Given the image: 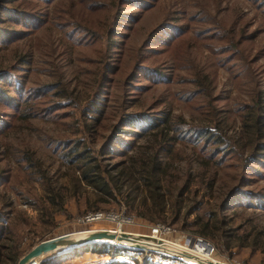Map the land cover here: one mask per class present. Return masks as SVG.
I'll use <instances>...</instances> for the list:
<instances>
[{"label": "rangeland", "instance_id": "1", "mask_svg": "<svg viewBox=\"0 0 264 264\" xmlns=\"http://www.w3.org/2000/svg\"><path fill=\"white\" fill-rule=\"evenodd\" d=\"M137 1L140 4L21 0L37 14L31 26L20 25L24 32L19 38L0 42V70L9 78L0 83L11 94L17 86L16 104L0 103V209L19 230L23 253L40 239L59 233L80 235L79 230L87 228H110L149 234L150 225L157 222L171 228L162 239L184 247L189 248L192 235L206 239L213 252L201 254L212 260L264 264V149L245 163L248 148L240 154L231 151L251 134L254 126L248 109L256 102L261 104L258 131L264 139V0ZM237 38L239 45L234 43ZM43 99L46 103H39ZM51 101L60 102L57 110H66L64 115H52L51 107L34 111L35 105L50 106ZM208 102L219 116L211 114L210 105L204 108ZM135 112L143 126L146 117L168 113L174 133L181 137L166 158L168 172L178 184L185 172L193 175V181L190 190L179 193L174 222L168 223V202L162 205L165 221L154 219V204L135 161L125 162L111 193L88 180L101 178L91 167V154L101 164L113 160L96 152L110 133L130 138L121 147L125 154L148 151L154 129L141 131L120 123L132 134L114 129L125 114ZM207 116L221 117L223 141L213 133L205 141L201 131L192 130L202 126L214 130ZM69 147L86 152L83 160L89 176L82 174ZM198 149L214 160L209 171L216 173L208 188L198 182L204 168ZM244 170L249 179L238 183ZM208 209L217 216L207 214ZM88 211L114 215L80 222ZM204 218L208 221L202 229L211 237L197 233L191 224ZM132 249L86 250L57 264L119 257L129 264H178L154 251Z\"/></svg>", "mask_w": 264, "mask_h": 264}, {"label": "trees", "instance_id": "2", "mask_svg": "<svg viewBox=\"0 0 264 264\" xmlns=\"http://www.w3.org/2000/svg\"><path fill=\"white\" fill-rule=\"evenodd\" d=\"M132 2V5L140 4L137 0H128ZM34 9L25 7L22 5L21 0H0V42L2 41H10L15 40L20 37V35L24 32V29L19 28L20 25L22 26H31L33 21L36 19L37 12L33 11ZM9 24H14L15 26L10 27ZM94 42H98L99 38H93ZM235 45H239L241 43L240 40L234 39ZM112 49V48H111ZM236 50V48H235ZM112 68V67H110ZM6 72L3 70H0V82H3L2 80H9V78H6L4 76ZM132 75V72H130L129 77ZM8 77V76H7ZM10 83V81H9ZM12 84V83H10ZM3 83H0V103H4L3 101H8L9 104H16V85L12 87V90L14 94H11L10 92L6 91ZM18 93V91H17ZM47 99V98H46ZM12 101V102H11ZM39 100H37L36 103H38ZM45 101L40 100L39 103H46ZM47 101V100H46ZM5 104V103H4ZM50 106H41V105H35L34 111L38 112V110L46 111L48 108L51 107L50 112L52 115L61 117L62 113H65L66 110H57L60 107V102L58 101H51L49 102ZM210 105V106H209ZM261 104H258L257 102L251 106L248 111L251 114V120L253 122V129L251 134H248L247 139L237 142V144L233 145L232 152L240 154L241 149L248 148L249 152L243 156L242 162L245 163L246 160L254 159L255 153H257L259 149H264V139H263V132L258 131V124L261 123L260 121V114L258 112V109L260 108ZM210 107L211 114H216L219 116L217 109L215 108L214 104L206 103L204 108ZM2 110L0 109V113ZM68 117H71V113L66 114ZM139 112H135L133 114H125L123 118L120 119L118 123L114 124V129L116 131H120V134L123 135H131L133 131L130 128L125 129L119 127V123L123 125H130L137 127L141 131H145L148 129L150 131L151 129H154L150 131V133L153 134V138L150 142L147 143L148 151H138V153H127L125 154V150L121 147H123L124 140H128L130 138H123V136H116L114 133H110L105 141H103L98 148L96 149V152L98 155H101V157H110V159H113L112 161L105 162L101 164L99 162V159H97V156L94 154H91V158L93 160L92 166L97 171L98 177H101L100 179H93L88 178L89 181L95 183L96 186L105 193H111V188L115 187V181L119 174L124 173V167L125 162L127 160L135 161L139 165V171H140V181L142 185L145 188V192L147 196L151 199L153 202L154 207V219L158 221H165L164 216V210L162 209V205L165 203H169L171 205L169 211H170V222L176 221L179 214V206H176V201L178 199L180 191L183 189H189L190 183L193 181V175L190 174V172H185V176L183 177L182 182L179 184L176 182L177 178L173 177L171 173L168 172V159L167 156L171 153V150L173 149V143L177 139H180L181 137L179 135H176L174 133L175 131V124L172 123V121L169 119V114L166 113L162 116H151L146 117L144 120H148L143 126L140 122L139 118ZM24 116V114L22 115ZM1 117V116H0ZM139 119V120H138ZM208 120H212L214 125V130L211 129V126H202L200 129L193 128L192 130L195 131H201V135H205L203 137V140L207 134L213 133L214 137H217L218 141H223L224 136L222 135L223 128L219 126V123L221 121V117H215L212 118V116H207ZM124 121V122H123ZM122 122V123H121ZM245 123V122H244ZM139 131V132H141ZM126 132V133H125ZM239 141V139H238ZM75 146V143H73ZM141 145L138 144L136 147H140ZM69 151L71 150V156L74 157L75 161L77 162V166L81 167V172L84 176H89L86 172V168L84 167L85 162L83 160V157H86V152L82 149H76V148H68ZM200 154L202 155L203 159V171L199 173L200 180L198 182H201L204 185V188H208L214 181V175L215 170L212 172L209 171L210 165L213 163L214 160H212L211 156H206L203 151L198 149ZM90 159V158H89ZM248 163V162H247ZM244 164V165H247ZM231 166H238L239 164H232L229 163ZM249 166V165H248ZM113 171V172H112ZM103 172V173H102ZM245 170L243 173L240 174L238 178V183L242 182L244 179H249V176L245 174ZM1 179V178H0ZM162 184L165 186L167 190V194L165 195L162 190ZM175 186V189H174ZM236 188V187H234ZM193 190V189H192ZM234 191V190H232ZM231 191V192H232ZM232 193H230L231 195ZM188 211V210H187ZM186 211L183 212L185 214ZM206 213L210 214L213 213L212 217H216V212L212 211V209L206 210ZM199 218V216H198ZM7 215L4 214V211L0 209V264H15L17 258L23 253V249L21 248V235L19 230L15 227L14 223L7 222ZM173 219V220H172ZM208 218H204V220H194L191 222V224L195 225V231L197 233H200L202 235L206 236H212L211 234L205 232L202 228V226L207 223ZM222 222V219L218 217V225L220 227ZM217 225V227H218ZM33 242L28 243V245H32ZM110 249H127V247L117 245L114 243L107 244L106 242L102 240H92L90 242L82 243V244H75V245H69L65 246L50 252H47L44 254V258L41 260H38L37 264H57L60 260L63 259V257H69L73 256L74 254H78L80 252H84L86 250H93L98 253L107 252L110 251ZM133 250L137 253H142L141 249H134ZM154 254H157L164 259H168L170 261L177 262L178 264H187L186 262H183L179 259L173 258L171 256L156 252ZM132 260L136 261L135 257ZM138 260V259H137ZM106 264H129L130 262L126 259L121 258H113L110 261H105ZM146 264H162V263H156V262H148Z\"/></svg>", "mask_w": 264, "mask_h": 264}, {"label": "water", "instance_id": "3", "mask_svg": "<svg viewBox=\"0 0 264 264\" xmlns=\"http://www.w3.org/2000/svg\"><path fill=\"white\" fill-rule=\"evenodd\" d=\"M79 231H82V234L74 235L75 232H64L40 239L21 254L15 264H35L44 258L42 255L47 252L92 240H102L107 244L114 243L128 248L159 252L187 264H223L173 241L155 238L145 233H132L110 228H87Z\"/></svg>", "mask_w": 264, "mask_h": 264}, {"label": "built area", "instance_id": "4", "mask_svg": "<svg viewBox=\"0 0 264 264\" xmlns=\"http://www.w3.org/2000/svg\"><path fill=\"white\" fill-rule=\"evenodd\" d=\"M113 215H114V213H112V212H108V213L104 214L101 211H88L85 214H83L79 220H80V222L91 221V220L101 219V218H110ZM123 218H125L126 221H127V219H130V218H127V216H124ZM169 229H171V228L168 226V224H164V223H157L156 222V223H153L150 225V233H154V235H156L158 238H161V239L163 238L166 231ZM189 238L190 239L187 242H189L188 246L190 249H192V248L198 249L201 247L200 249H198V251H203L204 253L208 254L209 256L211 255V253L213 252V246L211 245L210 242H208L206 239H204L203 237H201L199 235H192ZM141 257L144 258L145 256L141 255ZM37 262L35 264H37Z\"/></svg>", "mask_w": 264, "mask_h": 264}, {"label": "bare ground", "instance_id": "5", "mask_svg": "<svg viewBox=\"0 0 264 264\" xmlns=\"http://www.w3.org/2000/svg\"><path fill=\"white\" fill-rule=\"evenodd\" d=\"M149 235L150 236H153V237H155L156 235H154V233H149ZM155 238H157V237H155ZM199 246V245H198ZM201 248V247H200ZM200 248H198V249H200ZM193 250H195V251H198V249H194V248H192ZM199 252H201L202 254H206V253H204L203 251H199ZM42 256H44V254L42 255Z\"/></svg>", "mask_w": 264, "mask_h": 264}, {"label": "crops", "instance_id": "6", "mask_svg": "<svg viewBox=\"0 0 264 264\" xmlns=\"http://www.w3.org/2000/svg\"><path fill=\"white\" fill-rule=\"evenodd\" d=\"M106 260H99L97 262H89V264H102V263H105Z\"/></svg>", "mask_w": 264, "mask_h": 264}]
</instances>
